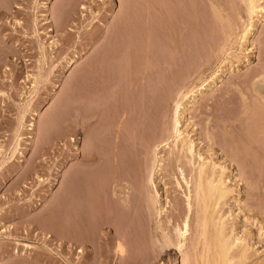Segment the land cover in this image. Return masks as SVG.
<instances>
[{
	"label": "rangeland",
	"instance_id": "1",
	"mask_svg": "<svg viewBox=\"0 0 264 264\" xmlns=\"http://www.w3.org/2000/svg\"><path fill=\"white\" fill-rule=\"evenodd\" d=\"M147 1L0 0V264H183L177 249L159 245L155 219L137 202L131 217L102 229L92 244L76 243V229L67 233L65 210L66 179L85 164L96 129H102L99 117L84 127L85 104L92 112L112 105L102 146L113 144L120 152L135 146L131 164H141L145 146L160 136L159 118L184 86L205 93L181 115V131L194 142L196 165L201 155L219 168L228 190L222 212L247 249L241 258L236 252L231 264H264V101L255 91L264 86V0L247 37L243 0H222L223 17L207 0H191L169 27ZM212 82L213 89L201 90ZM96 88L98 102L87 100L84 91ZM69 107L78 124L71 134L76 144L66 129ZM74 145L80 146L78 156ZM168 152L159 155L155 177L158 220L167 233L188 192L177 185V166L166 177L172 170ZM99 165L106 173V157ZM194 224L183 248L191 255ZM119 239L125 257L114 252Z\"/></svg>",
	"mask_w": 264,
	"mask_h": 264
},
{
	"label": "bare ground",
	"instance_id": "2",
	"mask_svg": "<svg viewBox=\"0 0 264 264\" xmlns=\"http://www.w3.org/2000/svg\"><path fill=\"white\" fill-rule=\"evenodd\" d=\"M158 1L160 2V0H157V2ZM207 1L219 16H224H222V11L224 8L222 0ZM147 2L150 8V12L153 8H155V11H158V13L161 14L166 27H169L171 25V19L175 20V18H177L180 13H185L186 7L188 8L191 6V0H164L163 3L160 2L158 4L155 0H148ZM259 2L260 0H243V3H245V9L247 13L246 15L248 18V23L245 24L243 28V37H247L249 34V24L251 23V21H253L254 15L260 8ZM262 18L263 17L259 18L258 22H260ZM224 48L225 47L223 46V49ZM222 50L220 48V52ZM226 51L223 50L224 53ZM227 52L225 54H227ZM73 64L74 61L70 62L69 66L71 67ZM263 79L264 78H262V83ZM214 86L215 82H212V84L208 85L207 88L201 87V90L208 89L207 91H209L213 89ZM257 87L259 88L255 91L262 97V100L264 101V86ZM96 90L97 88L93 89L92 91H84L85 98L87 100L93 98L96 100ZM204 93L205 92L201 91L199 94H196L195 87L190 88L184 86L176 93V97L172 96L173 99H170L167 108L165 107L166 109L161 115L163 119L160 117L158 120L159 124L157 125V127L160 128L159 138H155L152 143L145 146L144 162L141 164L135 163L134 165L131 164L130 157L131 151L135 148V146H132V149L130 148V152L129 150H125L124 148V151L120 152L113 144L109 149L103 148L105 146H102V142L107 140V137L110 135L109 131L111 127L109 128V116L113 111L112 105H107L108 107H104L105 109L99 108L96 112H92L90 109L91 105L85 102L86 104L85 107L83 105L84 110L82 111L84 127H87V125L97 117L102 119L101 122H103V126H101L102 123L99 122V126L102 127V129L101 131L99 128H97L98 130L96 129V131L99 133H95L97 135H95L93 139V149L89 151V153L84 154L85 164L80 165L76 172L74 174H69L66 179V229L68 231L67 233L71 234H73V229H76V232L80 237L79 240L77 238H74V241L76 243L81 245L82 243L93 242L97 237H99L97 236V234H99L102 229H104L105 227L117 228L116 224L118 220L131 217L130 215L133 211H135L134 209L138 207L139 211L146 209L149 212L150 216L153 218V221L155 219V236L159 237V239L157 238V242L160 243L159 245L162 247V249H177L181 254H183V264H190L192 257H194V261H192L194 264H231L234 258H236L235 255L239 253L238 255L241 258L246 254L247 249L245 245L242 243L240 238L236 237L233 234V229L228 228L227 221L229 219H227L226 215L223 214L224 212H222V208L225 207L223 206V202L228 196V190L226 189L225 183L226 181L223 180L222 176L217 171V169L219 170V168L216 169V167L212 164H209L207 160H202L201 155H199V157L197 158L198 160L200 159V161L196 165L195 161L197 160L195 159L194 142L191 139H188V137L186 138L181 131V115L186 114L188 109H192L197 100H199L198 98L200 96H203ZM113 97L115 96L113 95ZM186 99H188L187 104L185 107H183V101H185ZM116 106L117 105H114V107ZM262 106L260 108L263 109L264 106ZM260 112L264 116V110ZM121 116L123 117L124 113H122ZM75 118L73 109L69 107L66 115V129L69 133L68 139L73 144H76V139L71 137V134L78 131V124L75 123ZM263 120L262 122H264ZM31 125V127L34 126V124ZM111 134L114 135L113 132ZM253 145L256 144L253 143ZM165 149H169L168 153L170 157H168V161H170V169H172L170 170V172L168 169L169 173H166V177L172 176H168L167 174H171V172H173V170H175L174 168L177 166L176 169H178L181 178L178 179L179 181H177V185L182 190L184 189L185 185L188 191L187 193H185L186 206L183 205L181 207V205L179 204L176 210L177 213H173V216L170 218L169 222L171 223V221H174V223L169 233L161 230L162 228L160 225V221L158 220L161 219L162 208L160 192L155 183V177L158 174L160 163H162L159 155ZM72 151L74 156H78L80 152V146L74 145V149ZM105 157L107 159L106 167H108V169H106V173H104L105 171L103 172L99 169V163L100 161L104 160ZM168 166L169 165L167 164V167ZM130 169L134 173V178H136L134 186V190L136 192H134V195H136L135 197H132L129 192L131 190V187L128 186L131 181ZM187 174L190 176V178L187 176ZM135 202H137L136 207ZM132 218L134 217L132 216ZM104 220H107V222L109 220V222H106L107 224H105ZM103 221L104 224L102 223ZM193 223H195L193 225L195 226V230L193 233L194 236L192 237L191 247L188 248H191L190 251L192 250V253L194 255L192 254V256L191 253H188L191 256L190 257L187 253H185L187 251H183V248L187 243L188 236L192 234L191 230ZM127 227H129V225L125 224L122 229L124 228V230H126ZM69 238L71 239V237ZM69 240L68 242H70ZM94 243H96V241H94ZM114 250V252L117 253L119 257H125V246L123 242L120 241V239L115 243ZM236 252L237 254H235Z\"/></svg>",
	"mask_w": 264,
	"mask_h": 264
}]
</instances>
